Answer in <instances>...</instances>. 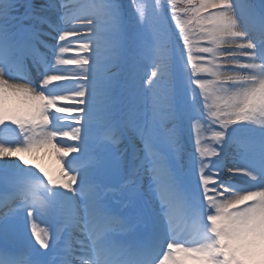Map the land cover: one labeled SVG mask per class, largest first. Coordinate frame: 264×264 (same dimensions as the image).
Listing matches in <instances>:
<instances>
[{"label":"snow or ice","instance_id":"1","mask_svg":"<svg viewBox=\"0 0 264 264\" xmlns=\"http://www.w3.org/2000/svg\"><path fill=\"white\" fill-rule=\"evenodd\" d=\"M181 2L186 7H180L177 0H156L148 13L141 11V32L135 46L130 47L132 38L125 30L122 0H91L88 7L94 15L89 16L73 14L79 7L73 0H59L64 15L61 27L55 29L56 43L39 41L42 51L23 39L32 34L28 23L35 18L32 0H0V62L32 59L43 67L38 86L29 81L11 84L0 67V126L15 125L23 137V142L13 145L0 143V158H12L35 169L49 189L59 188L75 196L64 209L54 198L45 196L43 201L31 202L57 221L51 248L50 231L33 220L32 209L27 212L29 230L39 248L24 244L10 223L17 198H0V264H264V184L233 192L229 186L232 177L251 174L233 166L222 178L205 162L218 156L212 144L224 139L222 130L230 125L250 122L264 127V56H259L256 45L246 38L236 15L254 5L251 0ZM123 4L132 7L125 0ZM21 7L32 10L24 14ZM169 14L175 24V38L168 26ZM71 21L78 24L68 27ZM153 23L159 28L154 30ZM249 28L258 40H264V17L259 23L253 21ZM102 39L107 54L101 51ZM73 41L75 46L69 48ZM69 52L73 53L71 58H61L60 54ZM174 57L182 61L187 72L189 101L194 103L193 88L198 89L204 118L222 129L210 131L211 145L204 146L199 120L192 124L207 228L200 240L187 244L170 233L173 200L164 193L161 203L166 205V236L159 219L150 223L142 213L133 218L120 217L105 205L112 194L132 184L138 169L157 159L163 163L157 145L175 147ZM241 57L247 62H241ZM144 61L156 65L147 81L139 71ZM164 74L167 80L158 90L157 82ZM65 84L75 85L74 90L56 91ZM48 89L51 91L46 94ZM63 124L71 126L57 127ZM82 128L84 156L69 170L65 161L70 154L81 151ZM104 129L118 130L122 137L123 130H129L134 133L133 140L143 144L145 154L140 157V149L133 142L134 166L119 189L99 179L110 166L124 169L129 162L124 151L116 147L120 141L108 142L101 135ZM65 139L72 143L64 144ZM41 149L54 151V171L25 159L24 153ZM131 203L124 201L121 209ZM62 233L66 235L60 244ZM77 245L84 246V255H76L80 251Z\"/></svg>","mask_w":264,"mask_h":264},{"label":"rangeland","instance_id":"2","mask_svg":"<svg viewBox=\"0 0 264 264\" xmlns=\"http://www.w3.org/2000/svg\"><path fill=\"white\" fill-rule=\"evenodd\" d=\"M40 2H43V7L39 6V10L40 13L42 15H46V17L52 22L57 23V25L60 27V17L59 14H62V16L64 15V11L63 9L60 7L59 5V0H39ZM134 2L135 5V9L133 11V13H131L128 9L125 10L124 8H122V14H123V20H124V26H125V30L128 33H131L132 31H134V36L135 38H132V34H128L129 37H131V42L132 44H135L136 39L139 37V34L141 32V28L140 25L138 23H142L143 22V17L141 15V11L148 13L150 11V2L149 0H132ZM73 2L77 3L79 5L78 8L74 9V13L76 15H81V16H89V15H94V12L88 7L91 0H73ZM32 3H34V0H32ZM36 7V6H35ZM43 9V10H42ZM165 18H167V9L165 8ZM169 18V17H168ZM33 23H35L36 25H39L38 21L33 19L32 20ZM78 22L77 21H71L67 26L68 27H72L77 25ZM128 25L130 27H128ZM82 33L86 34V29L85 28H81L80 29ZM58 35V33L56 34ZM101 51L102 53L107 54V49L104 45V41L103 39L101 40ZM74 46H75V42H74ZM58 51V50H57ZM61 58H67V57H61ZM70 58V57H68ZM148 64V61L144 62V66L146 67V65ZM113 71H116L115 68H113ZM141 75H143L144 80L147 81L148 77L151 76L150 74H147L146 71H142L141 69H139ZM184 76V75H183ZM188 76V75H187ZM185 77V76H184ZM142 82L143 79L141 78ZM140 83V80H139ZM161 83V80H159L157 82V85H159ZM141 85V84H140ZM74 86L73 84H65L62 88H60V91H72L74 90ZM57 90V91H59ZM199 101L197 100V103ZM69 103L68 101H59L58 104H67ZM191 117L195 118L196 120H199V124L201 126V129L203 130V126L205 127V124L207 125L206 129L207 131H209L210 129H212V127L210 126V121L209 122H205L204 116L201 113V111L196 110L195 108H191ZM64 115H71V114H64ZM197 121H195L193 124H196ZM214 125V124H212ZM10 127H17L15 125H10ZM71 125L68 124H63V125H59V127L63 128V127H69ZM7 127L5 126H0V129L6 130ZM118 130H115V133ZM103 132V131H102ZM113 132V130H106L103 133L106 134H111ZM84 133V129L82 128V137H81V141H80V145H81V151L83 152L84 147H82L86 141H85V137L83 135ZM127 134V132H126ZM210 137L211 135H208L205 138V146H209L211 145V141H210ZM5 136H3V133L0 132V143H5ZM118 141H120L121 143L119 145H117L116 147L120 150L125 151V149L128 147V142L126 137L123 135L120 136L118 134ZM64 144H69L72 143L71 141L68 140H64L63 141ZM5 144H9L11 145L10 142L5 143ZM215 143L212 144V147H214ZM214 145V146H213ZM181 148H173L170 152H168V155L176 157L175 159L178 160L181 157ZM84 153V152H83ZM125 156H126V152ZM51 154V157H49V155ZM79 153H73L70 154V156L67 158V160L65 161V164H70L71 162H73L75 158V155H79ZM144 154V148L142 147L140 149V156ZM25 159L27 161H29L30 164H36L39 163L42 166H44L45 168H47L50 171H54L56 168L55 165V153L53 150H51L49 152V154L46 155V153H44L42 150H40L39 152H33V153H24ZM81 155L80 157L78 156L77 160L81 159ZM129 159V156L127 157ZM137 164V163H136ZM138 165V164H137ZM67 168V167H66ZM113 168V169H111ZM126 169V168H124ZM124 169H120L119 167H115V166H110L109 168H107L106 170H104V172L102 174H100L99 179L100 181H102L103 183L106 184H111L113 186H118L120 183L123 182L124 179V173L123 170ZM2 172H6L9 174H20V179H17L15 181L17 182H11L9 183L10 185H15V189L11 192H8L7 194H9V196H13L16 199L15 204H13L14 207V211L12 213L11 216V225L16 233V235L18 236V238L26 245H33V241H35L32 236H31V232L29 230V221H28V215L27 212L29 209H32L33 211V220L36 222L37 221V217L36 212L38 211L40 213V217L42 219H45L47 217V215L42 211H40L39 209L36 208V205L31 204V202H33V196H35L36 191L40 190L43 193V196L47 197L48 199H51L52 191L51 189H49L46 185V181H43L42 178V174H40L38 171L36 172L35 169H31V168H27L24 165H22L19 161L15 162V160L9 161L8 163H5L3 165H0V181H2L1 179V174ZM194 175V172H192V175ZM159 176V175H158ZM157 176V177H158ZM170 182L173 180L174 176L170 175ZM198 179V178H197ZM188 181V180H186ZM199 181V179H198ZM32 184H41L40 186H34ZM177 184V185H176ZM172 185L174 189H180L179 191L181 192L180 195H183V199L187 198L190 200H194L196 202H199L201 204H203V197H202V190L199 184V189L197 190V194L195 197H192L190 194L186 193V190H184L183 186L180 184L179 181H176L175 183V179L172 182ZM131 187L136 189L137 192V196H139V202L137 201V205H134L132 208H130V210L134 211L135 209H138V211H140L142 209V207L144 206V198L142 197V193L141 190L135 187L136 184L132 181ZM166 187V186H165ZM170 187V186H169ZM142 188H146V190L149 192L154 191L153 187H150L148 184L145 185V183L142 184ZM3 188L0 187V191H2ZM53 190V189H52ZM6 193H0V198H5L4 195H7ZM28 200V202L26 201ZM18 201V202H17ZM173 208V211H176V217H178L176 220L181 221L182 220V215L180 210V206L179 205H175ZM35 212V215H34ZM163 215V212H162ZM38 216V215H37ZM181 223H176V227L180 228L181 227ZM37 245V244H36Z\"/></svg>","mask_w":264,"mask_h":264},{"label":"bare ground","instance_id":"3","mask_svg":"<svg viewBox=\"0 0 264 264\" xmlns=\"http://www.w3.org/2000/svg\"><path fill=\"white\" fill-rule=\"evenodd\" d=\"M28 10V9H27ZM250 14V15H249ZM237 19L239 22V27L241 28V30H243L246 33V38L250 39L252 37H256V35H251V30H247L248 29V24L252 23L253 21L258 22V17L257 15L254 13V8H246L243 12H237ZM37 35L38 38L34 39L31 37H28V41L35 43L37 47H40L41 50L43 51L44 49L42 48V46L40 45L39 41H44L46 44H49L50 42H53L52 33L50 32H46V31H37ZM243 62V61H241ZM11 65H15L17 66V70L22 73L25 78H27L29 82H34L33 86H38V84L40 83V81H38L41 77V64L39 62H33L32 59H26L24 60L22 63H12V62H8V63H3L0 62V67H3L5 70H7L9 67H11ZM7 74V73H6ZM8 77L11 79L9 82L11 84L14 85H24L26 80H24L21 77L18 76H14L13 74H7ZM28 86L30 87V83L28 84ZM46 94L47 92L51 91V89L45 90ZM9 106H13V102H9ZM136 147L138 148V144L136 143ZM222 151H224V146H222L220 148ZM44 153L49 154V152L51 151V149H41ZM49 157H51V154L49 155ZM3 158H0V165H3L5 163H8L9 161H12V158H9L10 160H2ZM223 160L220 158L217 164L221 165V162ZM15 162H17V160H15ZM212 169V168H211ZM142 172H145V169L143 168ZM222 174V178H223V173ZM145 192V191H144ZM52 193L54 194V201L55 203L61 208L64 209L67 207L68 204H70L72 202V200L75 198L74 194L72 193H67L62 189L59 188H55L52 190ZM157 196H153L151 198V206L149 207L150 209V213L153 215V217H157L160 218L161 215L160 213L157 211L159 206H157L158 203V195H161V192L158 190ZM122 199L124 198H128V200H131V202L133 203V197L136 198V194L134 192V190L130 187V186H126L125 189L122 190ZM52 199V198H51ZM44 198H41V201H43ZM131 205V204H130ZM129 207L123 208V210H125V213L123 214L124 217H130L131 214L129 213ZM205 230H199L196 235H201V234H205Z\"/></svg>","mask_w":264,"mask_h":264}]
</instances>
